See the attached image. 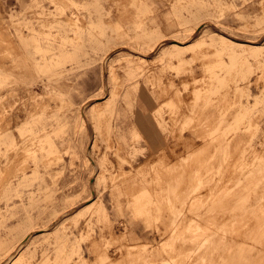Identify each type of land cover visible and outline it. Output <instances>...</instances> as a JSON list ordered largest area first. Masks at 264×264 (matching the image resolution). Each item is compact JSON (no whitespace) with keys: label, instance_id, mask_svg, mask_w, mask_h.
<instances>
[{"label":"rangeland","instance_id":"374dc122","mask_svg":"<svg viewBox=\"0 0 264 264\" xmlns=\"http://www.w3.org/2000/svg\"><path fill=\"white\" fill-rule=\"evenodd\" d=\"M88 1L80 6L72 0H16L8 12L0 4V263L6 250L31 233L10 253L16 264L62 259L65 264H193L200 256L198 240H209L212 249L216 226H226L234 213L238 219L243 215V225L229 224L239 222L245 233L263 225L264 206L257 200H264V193L259 196L264 192V0ZM197 38L207 44L193 57L169 42ZM178 57L187 60L170 69ZM193 65L201 71L196 84L191 82L198 76L189 71ZM142 87L177 103L176 109L162 104L153 113L162 129L167 115L168 129L176 134L177 146L168 152L150 153L131 122ZM196 88L203 93L200 105L210 100L207 106H194ZM173 90H180L176 97ZM101 97L111 109L97 119L90 101ZM195 108L203 113L194 125L187 118L198 112ZM93 164L99 179L92 177ZM140 192L150 194L154 204L137 203ZM91 196L94 210L82 215V207L72 210ZM100 205L103 212L97 214ZM138 209H147L146 221ZM133 226L140 227L142 238ZM254 230L258 239L251 234L250 241L248 234L242 256L227 264H264V233ZM131 245L139 255L127 251ZM249 247L255 248L252 253ZM208 253L209 264L216 262Z\"/></svg>","mask_w":264,"mask_h":264},{"label":"bare ground","instance_id":"6f19581e","mask_svg":"<svg viewBox=\"0 0 264 264\" xmlns=\"http://www.w3.org/2000/svg\"><path fill=\"white\" fill-rule=\"evenodd\" d=\"M168 42V41H167ZM170 43H172V44H174V45H176V46H179V48H181V49H183V50H185V51H187V52H190L191 54H192V56L191 57H193V56H195L196 55V53H197V51L199 50V48L200 47H202L203 45H206L207 43H205L203 40H201L200 38H197L196 40H194V41H191V42H188V43H179V42H176V41H169ZM228 42H230V44H235V45H241V46H243V47H246V48H248V47H250V48H256V46L257 45H255V44H251V42H248V41H236V42H234L233 40H230V39H228ZM203 50H204V48H203ZM204 53V52H203ZM198 54V53H197ZM201 55V54H200ZM141 57V56H140ZM179 59H178V64H176V63H169L168 64V66H169V68L170 69H173V68H176V69H180L181 68V66L183 65V63H185L184 61H186V60H183L182 58H180V57H178ZM215 60V59H214ZM18 61V60H17ZM206 61H208V60H206ZM21 62V61H20ZM18 63V62H17ZM206 63V62H205ZM21 64V63H20ZM1 70V69H0ZM189 71L190 72H192L193 71V69L191 68V67H189ZM208 73V72H207ZM198 80H201V78H199V79H196V78H194L193 80H192V82L191 83H195L196 84V82L197 83H199L198 82ZM186 86H189L188 84H185ZM172 88V87H171ZM183 89H187V88H183ZM177 90V89H176ZM176 90H173V93H174V95H175V97H176V94H177V92H179V91H176ZM234 91V90H233ZM235 91H239V89H235ZM238 93V92H237ZM179 94V93H178ZM192 94L194 95V101H192L193 102V104H194V106H201L200 108H202L203 106H205V104H206V106H207V104L209 103V101H208V99L207 98H205V104H202V105H200V101H202V100H199L198 101V99H202L201 98V95L203 94V93H201V95H200V90L199 89H194V90H192ZM236 94V93H235ZM205 95V94H204ZM179 96V95H178ZM206 96V95H205ZM237 96V95H236ZM179 98H181V97H179ZM255 100H256V98L255 97H253ZM182 100V99H181ZM90 104H91V114L93 115V116H96L97 117V119L98 118H100V117H102L107 111H110V109H111V103L109 102V101H105L104 100V97H101V98H98V99H92L91 101H90ZM165 104H167V105H170L171 107H175V109H176V107L178 108V106H177V103L173 100V99H170V100H168ZM199 104V105H198ZM196 109V108H195ZM205 109V108H204ZM197 111H198V108L196 109ZM203 110H201V113H203L202 112ZM198 113H199V111L198 112H193V113H190V114H192L191 116L189 115L188 116V118L187 119H189V121H190V123L191 124H194L195 123V121H194V118L195 119H197L198 117H197V115H198ZM200 113V114H201ZM198 115V116H201V115ZM185 115H187V114H185ZM217 115V114H216ZM241 115V114H240ZM81 116H82V118H83V123L84 124H86L87 125V127H89V124H88V120H87V116L84 114V112H82L81 111ZM181 116H182V114H181ZM204 116H205V113H204ZM208 116V115H207ZM207 116H205V117H207ZM218 116V115H217ZM222 116V115H221ZM243 117V116H242ZM222 118V117H221ZM221 118H219V119H221ZM205 119V118H204ZM203 118L201 119V120H204ZM208 119H210V118H208ZM216 119H218V118H216ZM239 120V119H238ZM180 121V120H179ZM187 121V120H186ZM198 121V120H197ZM197 121H196V123H197ZM205 121V120H204ZM206 121H208V120H206ZM218 121V120H217ZM235 121V120H234ZM251 121H253V120H251ZM201 122H203V121H201ZM223 122V121H222ZM228 122V121H227ZM183 123V122H182ZM186 123V122H185ZM188 123V122H187ZM189 123V124H190ZM199 123V122H198ZM204 123V122H203ZM207 123V122H206ZM233 124V123H232ZM251 124V123H250ZM195 125V124H194ZM202 125V124H201ZM200 125V126H201ZM219 125H221V123L219 124ZM243 125V124H242ZM187 126V125H186ZM190 126V125H189ZM188 126V127H189ZM199 126V128H201ZM208 126V125H207ZM232 126V125H231ZM251 126V125H250ZM187 127V128H188ZM192 127V126H191ZM195 127V126H194ZM193 127V128H194ZM235 127H236V125H235ZM245 127H246V125L244 126V129H245ZM196 128V127H195ZM220 128V127H219ZM249 128V127H248ZM203 129V128H202ZM223 129V128H222ZM226 129V128H225ZM241 129V128H240ZM255 129V128H254ZM183 130H184V128H183ZM192 131H193V129H191ZM219 131V129H216L215 128V131H213V132H218ZM224 131V130H223ZM223 131H221V132H223ZM236 131H237V129H236ZM207 132V131H206ZM209 132V131H208ZM213 132H210L211 134L213 133ZM249 132V131H248ZM208 134V133H206V135L208 134V137H209V135H211V134ZM226 132H224V134H225ZM229 133V132H228ZM227 133V134H228ZM236 133V132H235ZM234 133V134H235ZM217 133H214L213 134V136L214 135H216ZM219 134H220V132H219ZM218 134V138H220V135ZM221 136H223V135H221ZM231 136V135H230ZM229 136V137H230ZM215 137V136H214ZM217 137H215V138H217ZM225 137V138H224ZM200 138H203V137H200ZM205 138V137H204ZM221 138H224V140L226 139V136H223V137H221ZM221 138H220V140H221ZM235 138V137H234ZM210 139H211V136H210ZM229 138H227V140H228ZM205 140V139H204ZM209 140V139H208ZM212 140V139H211ZM216 139H214V141H215ZM226 140V141H227ZM206 142H207V140H205ZM210 141V140H209ZM214 141H212V142H214ZM226 141H224V142H226ZM251 141V140H250ZM223 142V143H224ZM230 142V141H229ZM247 144V143H246ZM249 144V143H248ZM228 145V144H227ZM246 147V146H245ZM247 149H248V147H247ZM254 154H257V153H254ZM257 156H258V154H257ZM261 158V157H260ZM183 160H185V157H183L182 158ZM262 159V158H261ZM254 163V162H253ZM120 167H121V170H122V163H119L118 164ZM93 167H94V174L92 175V177L94 178L95 176H96V179H99L100 178V172L98 171V168H96V166L93 164ZM97 174V175H96ZM261 174H262V172H261ZM183 175V174H182ZM181 175V176H182ZM181 176H179V177H181ZM261 176V175H260ZM258 177H259V175H258ZM263 178H264V176H263ZM261 180H262V178H261ZM263 181V186H264V179L262 180ZM243 182V181H242ZM245 182V181H244ZM200 183V182H199ZM202 184V183H201ZM200 184V185H201ZM257 184H259L260 185V180H259V182L257 183ZM90 185H91V183H90ZM199 185V184H198ZM207 185V187H209V185L208 184H206ZM206 185L204 186L203 185V187H205L206 188ZM216 186H217V184H215ZM214 185V186H215ZM246 185V184H245ZM258 186V185H257ZM262 186V187H263ZM201 187V186H200ZM202 187V188H203ZM248 187V186H247ZM261 188V187H260ZM211 189H212V186H211ZM211 189H209L208 188V190L210 191ZM262 189V188H261ZM203 191H205L204 190V188L202 189ZM90 192H93V190H92V187L90 188ZM177 192V191H176ZM202 192V191H201ZM206 192V191H205ZM213 191H211V193H212ZM215 192V191H214ZM204 193V192H203ZM217 194H215V195H217L218 196V198H219V196H220V194L218 195V192H216ZM241 193V192H240ZM243 193V192H242ZM242 193H241V195H242ZM253 194L255 193V192H252ZM264 192H262L259 196H261L262 197V194H263ZM206 194V193H205ZM205 194H204V198H205ZM209 194V197H210V192L208 193ZM213 194V195H214ZM247 194H250V192L248 193L247 192ZM93 195V194H92ZM198 195H200V194H198ZM238 195V194H237ZM258 194H256L255 193V196H253V197H256ZM264 195V194H263ZM174 196V195H173ZM212 196V195H211ZM247 196V195H246ZM202 197V196H201ZM237 197H239V196H237ZM243 197H245V196H243ZM249 197V196H248ZM251 197V196H250ZM249 197V198H250ZM252 197V198H253ZM258 197V196H257ZM194 198V197H193ZM214 198H216V197H214ZM248 198V199H249ZM263 199H264V197H262ZM261 198V199H262ZM142 199H145V201L147 200V204H150V206H151V204H154V200H152V198H151V196H150V194H148L147 192H140L139 193V198H137V203H139L138 201H140V200H142ZM166 200V203H167V198H165ZM200 199V198H199ZM203 199V198H202ZM202 199H200V200H202ZM234 199V198H233ZM232 199V200H233ZM242 199V198H241ZM243 199H245V198H243ZM247 199V198H246ZM247 199V200H248ZM255 200H256V198H254ZM258 199H260V197L258 198ZM91 200V201H90ZM196 200H197V198H196ZM199 200V201H200ZM232 200H231V202H232ZM246 200V201H247ZM144 201V202H145ZM173 201V200H172ZM135 202V203H136ZM239 202H240V200H239ZM248 202H251V200H248ZM136 203V204H137ZM229 203V202H228ZM233 203V202H232ZM237 203V202H236ZM257 203H258V205H262L263 204V206H264V200L263 201H261V200H257ZM256 203V204H257ZM96 200H95V197L94 196H91V198L89 199V200H86L85 202H83L82 204H80V205H76L75 206V209H72V210H77V209H79V208H81L79 211H78V213L80 214V215H82V214H84V212H89V211H91V210H94L97 206H96ZM192 204V203H191ZM239 204V203H238ZM252 204H253V201H252ZM138 205V204H137ZM193 205V204H192ZM235 205V204H234ZM242 205H244V206H247V202H246V205L245 204H243V200H242ZM249 205V204H248ZM254 206H253V209H252V207H251V209H252V211L254 212V208H256V205H255V202H254V204H253ZM146 206V204L143 206V207H145ZM149 206V207H150ZM229 206V205H228ZM232 206V205H231ZM147 207V206H146ZM250 207V206H249ZM99 209H98V211H96L95 213H101V212H103V209H102V207H101V205H100V207H98ZM148 208V207H147ZM230 208V207H229ZM247 208V207H246ZM245 208V209H246ZM258 208V207H257ZM260 208H261V206H260ZM260 208H258V209H260ZM234 209V208H233ZM244 209V210H245ZM97 210V209H96ZM139 210V209H138ZM234 210H236V209H234ZM233 210V211H234ZM261 210V209H260ZM263 210H264V208H263ZM151 211V210H150ZM229 211V210H228ZM230 211H232L231 209H230ZM247 211V210H246ZM246 211H244V217H245V212ZM248 211H249V209H248ZM255 211L257 212L258 210L257 209H255ZM262 211V210H261ZM138 212V211H137ZM226 212V211H225ZM235 212V211H234ZM233 212V213H234ZM260 212V211H259ZM263 212V211H262ZM261 212V213H262ZM140 215H141V219L143 220V221H146V219L149 217V215H147L148 213H147V209H140L139 210V212H138ZM224 213V212H223ZM246 213H248V212H246ZM250 213H251V211H250ZM255 213V212H254ZM221 214V213H220ZM227 214V213H226ZM242 214H243V212H242ZM224 215H225V213H224ZM234 215H236L235 213L233 214V216H231V219H232V221H234V222H236V221H239L240 223H241V219H242V217H243V215H242V217L240 218V219H238L236 216H234ZM240 215H241V213H240ZM261 215V214H260ZM262 215H264L263 213H262ZM261 215V216H262ZM217 216H218V214H217ZM216 216V217H217ZM237 216H239V215H237ZM253 216H255V215H251L250 216V218H247V222H249V220H252V218L251 217H253ZM256 216H258V215H256ZM201 217V216H200ZM200 217H198L197 216V218H200ZM211 217V216H210ZM210 217H208V218H210ZM215 217V216H214ZM214 217H212V218H214ZM216 217H215V220L213 221V219L212 218H210V219H212V221H213V223L214 222H217L218 220H219V218L221 217V215H220V217H217L218 219H217V221H216ZM223 217L224 216H222L221 217V222H223ZM227 217H229V215H227ZM233 217V218H232ZM260 218V217H259ZM259 218H257V220H259ZM262 218H264V216L262 217ZM180 220H181V218H179ZM178 219V220H179ZM229 219V218H228ZM255 220H256V217L254 218ZM261 219V218H260ZM202 220V219H201ZM203 220H205L204 218H203ZM225 220H227L226 218H225ZM224 220V221H225ZM230 220V219H229ZM243 220V219H242ZM262 220H264V219H262ZM188 221V220H187ZM207 221H209V220H207ZM207 221H205V222H207ZM232 221H229V223L230 222H232ZM244 221H245V219H244ZM253 221V220H252ZM219 222L220 221H218V223L217 224H219ZM238 222V224H240ZM260 222V221H259ZM262 222V221H261ZM177 223V222H176ZM181 223V222H180ZM209 223V222H208ZM207 223V224H208ZM211 223V222H210ZM209 223V226L211 225ZM212 223V224H213ZM226 224V226L224 225V223H222V224H219V225H217L216 227H217V231H215V233H214V236H216V238H215V241H216V243H215V245H214V247H212V249L210 248V246H212V245H210L211 243H210V241L209 240H207V239H205L206 240V242H204L203 241V243L201 244V240H198L199 241V246H197V247H199V249L197 248V252H195V253H200V254H198L197 255V257L198 258H196L195 256H194V259H193V264H205L206 263V261H207V264H209V262L211 261L210 260V255H209V253H208V255H205V252H210V254H214L215 256H213L212 258H213V260H216V262H214L213 260V262L214 263H216L217 264V262H218V259H220L221 258V261H220V263H222V264H227V262L229 261V260H232V259H234L236 256H239V257H241L242 255H241V251H243L242 250V246H243V242H245V240H248V238H249V240H250V238H251V234H253L252 232H254L255 230L254 229H256L257 230V235H259V233L260 234H263L264 233V231H262L261 232V229H264V224L262 225V223H259L260 225L259 226H256L255 228L254 227H252V228H254V229H252V231H248V232H246L245 233V231L243 230V231H241V229H242V227H239V225L237 224H233V223H231V224ZM246 222H244V224H245ZM253 224H254V222H252ZM257 222H255V224H256ZM182 224V223H181ZM175 225H177V224H175ZM175 225H173V227L175 226ZM179 225V224H178ZM248 226L250 225L251 226V224H247ZM257 225V224H256ZM192 226V225H191ZM208 226V225H207ZM208 226V227H209ZM212 226V225H211ZM246 226V225H245ZM255 226V225H254ZM167 227H169V226H167ZM189 227H190V224H189ZM214 227H215V225H214ZM241 228V229H240ZM246 228H247V226H246ZM167 229V228H166ZM169 229H170V227H169ZM172 229V228H171ZM170 229V230H171ZM174 229V228H173ZM211 229H213V228H210V230ZM247 229H249V228H247ZM254 230V231H253ZM190 231H193V230H190ZM195 231V230H194ZM208 231H209V229H208ZM213 231V230H212ZM211 231V232H212ZM38 232V231H37ZM175 232H176V229H175ZM186 232V231H185ZM251 232V233H250ZM34 233H36V232H34ZM33 233V234H34ZM192 233V232H191ZM191 233L189 232L188 234L189 235H191ZM195 233H196V231H195ZM206 233H207V230H206ZM210 233V232H209ZM208 233V234H209ZM255 233V232H254ZM31 234V233H30ZM30 234H28L27 236H25L24 237V239L22 240V241H20L19 243H18V245H17V247H16V249H11L10 251H8V250H6L5 252H4V254H3V257H2V260H1V263L0 264H3L5 261H8L7 262V264H16V261H17V257H16V255H11L12 253L11 252H15V251H17L18 250V248L22 245V243L23 242H25L28 238H29V236H31ZM166 234V233H165ZM164 234V235H165ZM187 234V233H186ZM187 234V235H188ZM198 234V233H197ZM203 233H201V235H202ZM249 234V235H248ZM173 235V234H172ZM195 235V234H194ZM200 237H201V235L200 234H198ZM203 235H207V234H203ZM247 235H248V238H247ZM256 235V234H255ZM185 236V235H184ZM183 236V237H184ZM192 236V235H191ZM208 236V235H207ZM252 236H254V234L252 235ZM189 237V236H188ZM193 237V236H192ZM196 237V239H197V236H195ZM195 237H193V238H195ZM204 237H206V236H204ZM255 237H257V239H258V236H254V238ZM191 238V237H190ZM190 238H189V240H190ZM207 238V237H206ZM210 238H213V237H210ZM210 238H208V239H210ZM253 238V239H254ZM170 239V238H169ZM179 239V238H178ZM196 239L194 240L193 239V241L195 242L196 241ZM201 239H203V238H201ZM214 239V238H213ZM252 239V240H253ZM180 240V239H179ZM179 240H177V241H179ZM191 240H192V238H191ZM249 240L247 241L248 243H249ZM176 241V240H175ZM187 241H188V239H187ZM197 241V242H198ZM251 241V240H250ZM180 242H182V244L183 243H185L186 241H180ZM190 242V241H189ZM188 242V243H189ZM193 242V243H194ZM171 244V243H170ZM189 244H191V243H189ZM198 244V243H197ZM213 244V243H212ZM245 244V243H244ZM173 245H174V243H173ZM193 245H196V244H193ZM192 245V246H193ZM186 246V245H185ZM126 248H128L127 246H125ZM124 247V248H125ZM195 249H196V246H193ZM252 247V246H251ZM254 247V246H253ZM256 247V246H255ZM260 247V246H259ZM122 248V247H121ZM120 248V249H121ZM125 248V249H126ZM172 248H173V246H172ZM190 248V247H189ZM193 248V249H194ZM257 248V247H256ZM123 249V248H122ZM124 249V250H125ZM136 249H138L135 245H131V246H129V248H128V250L127 251H129V252H131V250H133L134 252H136ZM188 249V248H187ZM194 249V250H195ZM255 249V248H254ZM253 249V250H254ZM174 250V249H173ZM175 250H176V248H175ZM252 249H250V247H249V251L248 252H250ZM252 250V251H253ZM167 251V250H166ZM184 252V250H182V248H181V250H180V248L178 249V250H176L175 252H177V253H179V252ZM252 251H251V253H252ZM260 250H258V253H256V256H257V254H259V253H261V252H259ZM264 251V250H263ZM262 251V252H263ZM192 252H194V251H192ZM191 251H190V253H192ZM255 252H257L256 250H255ZM254 252V253H255ZM11 253V254H10ZM138 253V250H137V252H136V254ZM172 253V252H171ZM173 253H174V251H173ZM189 253V252H188ZM247 253V252H246ZM254 253L253 254H250L249 253V256H252V255H254ZM127 254V253H126ZM131 254H133L132 252H131ZM140 253H138V255H139ZM160 254H163V253H160ZM167 254H169V253H167ZM176 254V253H175ZM186 254V253H185ZM243 254V253H242ZM170 255V254H169ZM174 255V254H173ZM188 255H190V254H188ZM126 256H128V255H126ZM164 256H165V254H164ZM191 256H193L192 254H191ZM136 257H138V256H136ZM105 258H107V256H105ZM130 257L128 256V259H129ZM168 258H169V256H168ZM167 258V259H168ZM188 258H190V257H186V259H188ZM192 258V257H191ZM127 259V260H128ZM137 260H138V258H136ZM143 259V258H142ZM165 259V258H164ZM180 259V258H179ZM101 260L103 261V260H105L104 259V257H102L101 258ZM136 260V261H137ZM140 260V259H139ZM159 260V259H158ZM169 261H170V259H168ZM167 260V261H168ZM189 260L190 259H188V261L187 262H185V263H188L189 262ZM65 262V260H63L62 259V264ZM197 262V263H196ZM61 263H59V264H61ZM102 263V262H101ZM137 263V262H136ZM175 263H176V261H175ZM180 263V262H179ZM190 263V262H189ZM191 263H192V261H191ZM190 263V264H191ZM214 263H211V264H214ZM65 264V263H64ZM142 264V263H141ZM149 264V263H148ZM159 264V263H158ZM184 264V263H183Z\"/></svg>","mask_w":264,"mask_h":264},{"label":"crops","instance_id":"0c3cea01","mask_svg":"<svg viewBox=\"0 0 264 264\" xmlns=\"http://www.w3.org/2000/svg\"><path fill=\"white\" fill-rule=\"evenodd\" d=\"M16 0H0L1 8L6 12L10 11L14 6ZM77 5H89L88 0H72ZM194 74L201 78V71L197 65H193ZM200 76V77H199ZM169 99L160 98L152 89L142 87L135 97L132 104L131 122L143 138L144 146L150 153H159L161 151L168 152L171 148L177 146L176 134L173 135L168 129L169 119L167 115H163V129L160 128L153 113L162 104ZM133 234L138 237H143V231L139 226H133Z\"/></svg>","mask_w":264,"mask_h":264}]
</instances>
